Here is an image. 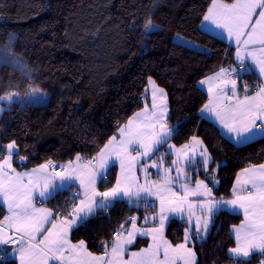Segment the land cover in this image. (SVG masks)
I'll use <instances>...</instances> for the list:
<instances>
[{"label":"snow or ice","instance_id":"obj_1","mask_svg":"<svg viewBox=\"0 0 264 264\" xmlns=\"http://www.w3.org/2000/svg\"><path fill=\"white\" fill-rule=\"evenodd\" d=\"M202 19L234 44L235 64L220 67L199 82L207 85L209 94L200 109L201 118L215 120L233 134L236 144L264 137V0H210ZM142 28L148 37L159 25L149 17ZM15 39L9 34L8 43L0 46V66L18 72L26 83L23 94L19 83L15 87L10 83L0 94V114L6 110L5 104L11 108L14 103L28 106L47 101L46 93L32 86L33 72L15 55ZM245 75L256 81L254 91ZM149 83L151 108L145 104L142 111L119 125L118 136H111L89 159L77 154L59 166L49 159L18 172L13 156L21 166L27 157L20 155L15 140L0 144V206L7 211L0 221V264H14L9 257L19 264H196L195 244L206 240L214 217L223 210L243 217L230 229L235 246L228 253L234 264H251L254 254L264 256V164L243 169L235 178L232 198L217 199L213 188L219 184L216 172L221 165L196 136L180 147L170 143L178 126L168 123L167 94L151 79ZM112 168L119 171L109 186ZM187 169L197 175L203 171L212 186L205 180L193 182ZM98 183L104 185L103 191ZM65 190L71 198L62 209L54 212L37 206V201L44 204ZM117 203L143 209L145 214L127 217L110 242L101 241L102 255L90 252L84 240L73 243V230ZM176 218L186 227L183 242L174 245L166 238L165 227ZM138 236L151 243L132 251Z\"/></svg>","mask_w":264,"mask_h":264},{"label":"trees","instance_id":"obj_2","mask_svg":"<svg viewBox=\"0 0 264 264\" xmlns=\"http://www.w3.org/2000/svg\"><path fill=\"white\" fill-rule=\"evenodd\" d=\"M209 4L210 0H0V46L8 43L9 34L15 35L13 51L33 72L32 86L48 95L44 105L14 103L3 112L0 144L15 140L20 155L27 157L23 166L14 157L16 169H32L49 159L61 165L77 154L91 158L118 135L119 125L145 107L151 79L168 95L169 125L178 126L170 143L181 146L192 136L202 139L221 165L215 197H232L237 174L264 164V137L237 145L212 121L201 118L208 97L198 82L235 64V47L202 27ZM149 17L159 30L145 37L142 24ZM244 80L254 91V78L245 75ZM10 83H19L23 94L26 81L10 67L0 66V94ZM187 171L193 182L203 179L212 186L203 171ZM116 175L117 168H112L109 186ZM99 188L103 191L104 185L99 183ZM70 198L65 190L47 205L62 209ZM5 213L0 206V219ZM144 214L143 209L117 203L74 230L72 240H84L91 252L102 254L101 241L110 242L127 217ZM241 220V215L227 211L215 216L206 240L195 244L197 264H234L228 253L235 246L230 229ZM185 227L183 220H171L167 238L174 245L183 242Z\"/></svg>","mask_w":264,"mask_h":264},{"label":"crops","instance_id":"obj_3","mask_svg":"<svg viewBox=\"0 0 264 264\" xmlns=\"http://www.w3.org/2000/svg\"><path fill=\"white\" fill-rule=\"evenodd\" d=\"M230 3V2H229ZM202 27H203V29L206 31V32H208V33H210V34H212V35H214V36H216V37H219V38H221L222 40H224V41H226V42H228L230 45H232L233 47H234V44L233 43H231L230 41H228L227 39H225L224 38V36H222L221 34H220V32H221V30H219V29H216L215 28V26L214 25H211V24H207L206 22H203V25H202ZM206 79V78H205ZM204 80V79H203ZM153 81V80H152ZM155 82V81H154ZM200 82V81H199ZM198 82V87L207 95V97H208V100H209V94L207 93V85H200V83ZM155 85L158 87V88H160L156 83H155ZM151 89H152V85L149 83L148 84V92H147V94H148V99H147V105H148V107L149 108H151ZM166 93V92H165ZM167 94V93H166ZM167 104H168V109H169V111H168V117H169V113H170V106H169V99H168V95H167ZM144 109V108H143ZM143 109H141L140 111H142ZM140 111H138V112H140ZM3 115V114H2ZM2 115H1V118H2ZM1 118H0V120H1ZM208 119V118H207ZM208 120H210V121H212L220 130H221V132H222V134L226 137V138H228L229 140H231L232 142H234L233 141V134H230V133H228L227 132V130L226 129H224V128H222L221 126H219L217 123H216V121L215 120H213V119H208ZM118 136V135H117ZM259 138H262L261 136H257L254 140H256V139H259ZM200 139V138H199ZM202 140V139H201ZM254 140H252V141H254ZM173 144V143H172ZM236 144V143H235ZM237 145H244V144H237ZM177 146V145H176ZM177 147H180V146H177ZM14 157L15 156H13V167L14 168H16L15 166H14ZM169 158H171V157H169ZM198 159V158H197ZM59 166V165H58ZM256 166H259V165H256ZM17 170V169H16ZM28 170H30V169H28ZM28 170H24V171H28ZM111 170V169H110ZM18 172H22V171H19V170H17ZM118 171H119V169L117 168V174H118ZM240 172H242V171H240ZM239 172V173H240ZM238 173V174H239ZM153 178H155V176H153ZM200 180H203V179H200ZM195 182V181H194ZM205 183H207L206 181H205ZM210 186V185H209ZM98 187H99V183H98ZM211 187V186H210ZM73 190H75V189H73ZM213 195H214V192H213ZM215 196V195H214ZM232 197H230V198H226V199H231ZM218 199V198H217ZM37 206L38 207H45V208H51L54 212H55V209H53L51 206H48L47 205V202L46 203H44V204H40V202L39 201H37ZM4 209H5V215H7V211H6V208L4 207ZM223 211H227V212H230V211H228V210H223ZM230 213H232V212H230ZM4 215V216H5ZM243 218V217H242ZM176 219H178V220H180L179 218H176ZM3 220V217L0 219V221H2ZM173 220V219H172ZM170 222H171V220L169 221V222H167L166 223V227H165V236H166V238H167V229H168V226H169V224H170ZM138 224V223H137ZM138 226H141V225H139L138 224ZM211 227L212 226H210V229H211ZM74 231V230H73ZM72 231V232H73ZM70 238H71V240H72V233H71V236H70ZM168 239V238H167ZM169 240V239H168ZM73 241V240H72ZM138 242H141V247H136V245H137V243ZM73 243H76V242H74L73 241ZM151 243V241H150V239H148V238H142V237H137V239H136V241H135V243L131 246V250L132 251H137V250H139L140 248H144V247H147L149 244ZM6 247H11V246H6ZM89 250V249H88ZM90 251V250H89ZM91 252V251H90ZM93 253V252H92ZM93 254H95V253H93ZM103 254V253H102ZM102 254H95V255H102ZM257 258V257H259V258H257L253 263H251V264H261L260 262H261V260L262 259H264V256H260L259 254H254L251 258H250V260L251 259H253V258ZM12 258H14V257H12ZM128 257H127V255L125 256V259H127ZM15 259V258H14ZM16 260V259H15ZM17 262H18V260H16ZM197 262H198V258H197V255H196V264H197ZM18 264H19V262H18Z\"/></svg>","mask_w":264,"mask_h":264},{"label":"rangeland","instance_id":"obj_4","mask_svg":"<svg viewBox=\"0 0 264 264\" xmlns=\"http://www.w3.org/2000/svg\"><path fill=\"white\" fill-rule=\"evenodd\" d=\"M183 43H184V44H188V45L191 44L190 42H189V43H188V42H184V40H183ZM193 45H194V44H193ZM46 95H47V94H46ZM47 102H48V95H47V101H46V103H47ZM46 103H45V104H46ZM42 105H44V104H42ZM4 107H5L6 109H8L6 104L4 105ZM2 114H3V113H2ZM2 114H0V118H1V115H2ZM193 250L195 251V249H193ZM260 263H261V262H260Z\"/></svg>","mask_w":264,"mask_h":264},{"label":"built area","instance_id":"obj_5","mask_svg":"<svg viewBox=\"0 0 264 264\" xmlns=\"http://www.w3.org/2000/svg\"><path fill=\"white\" fill-rule=\"evenodd\" d=\"M84 159H87V158H84Z\"/></svg>","mask_w":264,"mask_h":264}]
</instances>
